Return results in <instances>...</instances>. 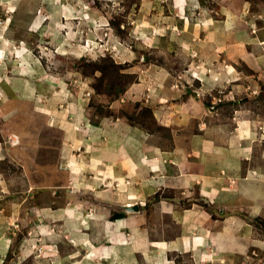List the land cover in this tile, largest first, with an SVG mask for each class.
<instances>
[{
  "label": "rangeland",
  "instance_id": "obj_1",
  "mask_svg": "<svg viewBox=\"0 0 264 264\" xmlns=\"http://www.w3.org/2000/svg\"><path fill=\"white\" fill-rule=\"evenodd\" d=\"M129 126L147 135L129 146ZM237 127L264 148V0H0V264H264L263 194L174 205L196 204L198 227L228 209L253 229L238 259L198 262L168 249L182 225L158 202L174 194L135 171L184 131Z\"/></svg>",
  "mask_w": 264,
  "mask_h": 264
},
{
  "label": "crops",
  "instance_id": "obj_2",
  "mask_svg": "<svg viewBox=\"0 0 264 264\" xmlns=\"http://www.w3.org/2000/svg\"><path fill=\"white\" fill-rule=\"evenodd\" d=\"M221 79H229L232 82L238 80L234 72L228 70L227 67L222 71ZM129 128V130L128 128L123 130L125 136L130 137V140L125 138L130 143L129 146L134 136L147 135L143 130L131 126ZM239 129L240 127H237V130H229L225 136L219 135V130H213L211 133V130H208L206 134H203L202 130H196L191 134L184 131L182 133L184 138L189 140L187 146L180 147L174 144L172 149L164 151L157 147L155 149L160 152L159 154L151 150L150 154L147 153L144 157L139 158V168L135 170L139 172V177L144 181L157 180L159 186L156 187V190L165 189L166 191L169 189L167 191L174 194L169 197L170 199L165 198L158 202L162 209V215L173 217L177 212L179 216L173 217L174 224L182 225L178 237L167 243L170 245L168 249L174 251L176 245L182 252L196 257V261L200 262L203 259L204 262H207L208 258L211 259L214 254H224L225 256L233 254L232 256L238 259L254 244V238L250 237L253 233L250 223L232 210L222 209L219 211L218 218H209L208 226H205L206 223H204L198 227L190 220L191 213L195 211V214L200 218L204 216V212L198 210L196 204L179 210L178 207H174L185 197H193V199L205 197L210 201V204H220L221 207L227 206L229 209H232L231 207L236 202L243 205L249 204L252 207L253 204H259L263 198L261 195H264V188L261 186V177L264 176V148L257 151L255 156L253 152L257 149L252 148L250 153L248 138L256 140V130ZM143 146L140 143L137 147L141 153L144 152V149H148L147 141L143 142ZM179 150L185 154L184 161L176 157ZM125 176L128 177L127 174ZM238 178L242 179L238 180ZM229 182L234 183L232 188L229 187ZM221 200L222 204L216 203ZM229 204L232 205L229 207ZM251 214V212L248 213V215ZM117 225L121 226V224ZM192 229H197L196 233L187 232ZM124 241V238L119 239L120 243H124ZM256 241L258 240L256 239Z\"/></svg>",
  "mask_w": 264,
  "mask_h": 264
},
{
  "label": "water",
  "instance_id": "obj_3",
  "mask_svg": "<svg viewBox=\"0 0 264 264\" xmlns=\"http://www.w3.org/2000/svg\"><path fill=\"white\" fill-rule=\"evenodd\" d=\"M125 209L128 210V211H136L138 209V207H137V205H132V206H129V207L125 206Z\"/></svg>",
  "mask_w": 264,
  "mask_h": 264
},
{
  "label": "bare ground",
  "instance_id": "obj_4",
  "mask_svg": "<svg viewBox=\"0 0 264 264\" xmlns=\"http://www.w3.org/2000/svg\"><path fill=\"white\" fill-rule=\"evenodd\" d=\"M132 206L131 204H127L126 207Z\"/></svg>",
  "mask_w": 264,
  "mask_h": 264
}]
</instances>
